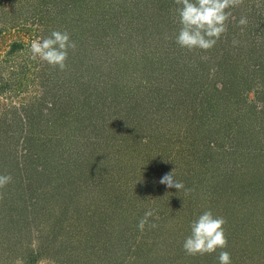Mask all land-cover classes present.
<instances>
[{
  "label": "rangeland",
  "instance_id": "374dc122",
  "mask_svg": "<svg viewBox=\"0 0 264 264\" xmlns=\"http://www.w3.org/2000/svg\"><path fill=\"white\" fill-rule=\"evenodd\" d=\"M134 1L0 0V175L12 177L0 188V264H218L222 249L182 247L206 210L226 220L232 264H264V121L247 112L253 132L238 140L245 121L233 115L263 102L240 68L264 73V54L248 57L253 31L239 20L262 21L264 0L230 8L209 50L175 42L171 1L139 16ZM54 30L77 45L63 71L32 58ZM223 82L231 90L216 92ZM211 93L229 111L213 115ZM256 144L261 154H247ZM171 172L184 189L159 183ZM148 210L156 227L141 232Z\"/></svg>",
  "mask_w": 264,
  "mask_h": 264
},
{
  "label": "clouds",
  "instance_id": "9594fccd",
  "mask_svg": "<svg viewBox=\"0 0 264 264\" xmlns=\"http://www.w3.org/2000/svg\"><path fill=\"white\" fill-rule=\"evenodd\" d=\"M180 7L177 9L181 25L175 42L188 50H209L215 46L220 37L227 32V21L232 15L230 8L238 7L243 0H175ZM240 25H246L247 19L242 17ZM236 41H233L235 44ZM76 42L71 40L67 31L54 30L47 38L33 41L31 44L32 58H39L52 67L63 71L66 68L69 49L75 50ZM12 181L11 175H0V188ZM169 188L184 189V184L177 181L174 172L165 174L160 180ZM187 194V193H186ZM2 198V196H0ZM154 216V210H148L138 221L137 228L143 232L149 224V217ZM225 218L214 216L211 210L204 211L190 224V235L183 242V250L187 255L212 254L222 249L218 255V264H232L231 254L224 251L228 246L225 234Z\"/></svg>",
  "mask_w": 264,
  "mask_h": 264
},
{
  "label": "trees",
  "instance_id": "16d2710c",
  "mask_svg": "<svg viewBox=\"0 0 264 264\" xmlns=\"http://www.w3.org/2000/svg\"><path fill=\"white\" fill-rule=\"evenodd\" d=\"M143 1V2H142ZM142 1H134V9H135V11L138 13H136L138 16H139V14H146V15H154L155 13H158L159 11H160V8H159V4H158V1L159 0H142ZM165 2H172V3H174L175 4V7H176V10L180 7V5H177L176 3H175V0H164ZM103 9V8H102ZM156 15V14H155ZM161 15H162V13H161ZM164 22L167 20V18H166V16H164ZM146 19H147V17H145V18H143L142 19V21H146ZM252 20H247V24L245 25V26H247L250 30H252L253 31V33H252V35H251V39H250V43L252 44V46H249V47H247V53L249 52V58H254L253 60L254 61H259V58H261L263 55L262 54H264V19L261 21V20H258L257 18L255 19V17L253 18H251ZM174 20V18H172L170 21H173ZM147 22V21H146ZM163 22V23H164ZM81 23V22H80ZM80 23H78V25L80 24ZM99 24V22H94V25H98ZM52 29H54V28H52ZM135 29V28H134ZM261 41V42H260ZM14 43H16V42H14ZM257 44H259V45H257ZM261 44V45H260ZM261 48L263 49V50H261ZM258 49V50H257ZM201 63H202V61H201ZM248 63L249 62H246V64L247 65H244V68L243 67H241L240 69H242V74L241 75H243L245 78H246V80H249V81H251L252 83H253V81H255V83H257L256 82V80L258 81V83H260L261 85H260V90L258 91L259 92V94L263 97V102H262V105L259 107V108H257V107H255L254 105H252L251 107H250V109H246V111H243V112H240V110H239V108L238 107H236V109H234V112H233V115L234 116H240L245 122V125L244 124H242V126L244 127V129H242V128H240L239 130L237 129V134L239 133V136H238V140L239 139H241L240 138V136H242L243 138L245 137L246 138V135L247 134H249L250 133V135H251V133L253 132V129L251 128V129H249L250 127H248V122L245 120V117H244V115L247 113V117H248V119L253 123V124H255V122H254V120H251V119H253V118H255V120H258L259 122H263L264 121V73H260L259 71H255L254 69H251L250 70V72L248 71V73H246V69L248 68ZM264 66V63H263V65H261V67H263ZM117 69L119 68V67H116ZM243 70H245V71H243ZM244 72H245V74H244ZM241 79H243V77H241V76H239ZM235 78L236 77H231L230 78V80H226L227 81V83L229 84H232L233 85V81L235 80ZM243 80H245V79H243ZM189 81H195L196 82V84H197V81L198 80H187V82H189ZM203 80H200V82L198 83L199 84V86L200 87H202V83L204 82H202ZM224 83H226V82H223V83H221L220 85H218V87H216L215 88V91L216 92H219L220 91V88H227V90H231V89H228V84H227V86H225V84ZM254 83V84H255ZM204 85V84H203ZM188 86V85H187ZM195 86V85H194ZM190 87V86H189ZM208 87H207V83H206V86L205 87H203V90H205V93L207 92L206 90H209V88L207 89ZM192 89V88H191ZM183 91V90H182ZM204 93V94H205ZM229 95V94H228ZM206 99H205V107L208 109V110H210L211 112H212V114L213 115H217L218 113H223L222 112V109H221V107L222 106H224V108L226 109V111L228 110V106H227V103L228 102H230L231 100H228V99H225L224 101H225V103H226V105H223V101H221L222 99H218V97H219V95L218 96H214V95H212V93L209 95V96H204ZM193 103H194V105L196 104L197 105V107L199 106V103H200V101L201 100H194L193 99ZM191 105V104H190ZM167 106V105H166ZM199 108V107H198ZM216 108V109H215ZM229 109H231V106H229ZM218 111H220V112H218ZM229 111V110H228ZM217 113V114H216ZM261 114H263V115H261ZM218 115H220V114H218ZM246 117V118H247ZM254 126V125H253ZM244 130V131H243ZM255 132V131H254ZM236 137H237V135H236ZM150 138L152 139V135L150 136ZM154 138V137H153ZM160 137H158L157 139H159ZM259 139L260 138H258V139H256V143H259ZM146 141H151V140H149V136H148V140H146ZM206 148L207 149H209L210 147L208 146V144L206 145ZM251 149L252 150H250V149H247L246 150V153L247 154H249V151H251L252 153H254L255 155L256 154H258V156H259V154H261L260 153V150H259V145L257 146V144L256 145H254V146H252L251 147ZM261 157V156H260ZM262 159V158H261ZM238 186H241L240 188L242 189V190H245L246 189V187L248 186V185H245L244 183H241V182H239L238 181ZM256 187V186H255ZM254 188V187H253ZM30 206H31V209H33V210H37V209H39V207H38V205H37V203H36V201H34V202H31L30 203ZM33 207H35V208H33ZM34 211V212H35ZM37 213H40L41 214V212L39 211V210H37ZM53 217V216H52ZM57 217H56V215H55V217H54V219H56ZM56 223V222H55ZM104 241H106V242H110V241H108V238H105L104 237V239H102V244L104 243ZM111 242H110V244H108V245H106L105 247V249L104 250H102L103 251V255H104V253L106 254V252L110 249V247H112L111 246Z\"/></svg>",
  "mask_w": 264,
  "mask_h": 264
}]
</instances>
